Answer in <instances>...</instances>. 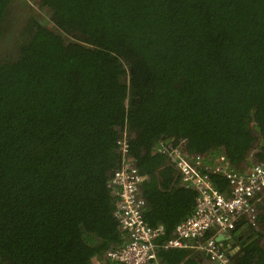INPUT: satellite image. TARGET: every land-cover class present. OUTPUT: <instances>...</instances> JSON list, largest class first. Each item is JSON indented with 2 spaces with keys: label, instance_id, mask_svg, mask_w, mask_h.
<instances>
[{
  "label": "trees",
  "instance_id": "16d2710c",
  "mask_svg": "<svg viewBox=\"0 0 264 264\" xmlns=\"http://www.w3.org/2000/svg\"><path fill=\"white\" fill-rule=\"evenodd\" d=\"M36 2L50 25L0 0V264H121L106 257L127 240L109 183L121 140L160 247L196 203L161 144L199 156L222 192L207 168L220 156L240 172L264 163V0ZM257 206L231 264H264V195Z\"/></svg>",
  "mask_w": 264,
  "mask_h": 264
},
{
  "label": "built area",
  "instance_id": "2783aa9c",
  "mask_svg": "<svg viewBox=\"0 0 264 264\" xmlns=\"http://www.w3.org/2000/svg\"><path fill=\"white\" fill-rule=\"evenodd\" d=\"M120 144L122 161L109 183L116 196L114 214L127 240L123 246L108 251L106 257L121 264H167L158 257L160 248H189L201 252L206 264H231L216 237L229 235L242 216L253 227L256 225L257 203L264 195V163H255L247 172H240L229 167L220 156L216 165L207 168L227 179L228 190L222 192L208 178L209 174L198 168L203 162L199 156L194 157V162L181 146L161 144L159 151L172 161L182 184L196 191V203L193 213L176 225L173 237L160 247L157 238L163 228L151 227L143 218L145 202L140 196L143 176L126 156L124 140ZM207 232L212 234L205 237Z\"/></svg>",
  "mask_w": 264,
  "mask_h": 264
},
{
  "label": "rangeland",
  "instance_id": "374dc122",
  "mask_svg": "<svg viewBox=\"0 0 264 264\" xmlns=\"http://www.w3.org/2000/svg\"><path fill=\"white\" fill-rule=\"evenodd\" d=\"M12 2L14 3V5L12 6V9L14 11H12L13 14H15L17 11L20 13V19H15V20H21L22 15L25 16L27 15L26 12L30 13L34 11V14H37V16L41 19L42 16H44L45 18L47 17V11L42 10L41 8L38 7L36 0H12ZM16 7H17V11H16ZM17 12V13H18ZM42 20V19H41ZM46 20V19H45ZM43 21V20H42ZM44 24L50 25V23H46L45 21H43ZM16 28V25L12 24L10 26V30H13ZM9 30V28H8ZM18 30L14 31V33L18 34ZM9 31L5 34H8ZM10 42V41H9ZM6 44L4 43L3 46H5ZM3 48H0V53L4 52ZM203 264H206V261H203Z\"/></svg>",
  "mask_w": 264,
  "mask_h": 264
},
{
  "label": "crops",
  "instance_id": "0c3cea01",
  "mask_svg": "<svg viewBox=\"0 0 264 264\" xmlns=\"http://www.w3.org/2000/svg\"><path fill=\"white\" fill-rule=\"evenodd\" d=\"M244 227H239L236 232H231L229 235H226L223 239L218 240L219 246L224 250L229 251L231 254L233 252H238L241 247V242L243 241V237L241 235V231ZM237 246L239 249H237Z\"/></svg>",
  "mask_w": 264,
  "mask_h": 264
},
{
  "label": "water",
  "instance_id": "95a60500",
  "mask_svg": "<svg viewBox=\"0 0 264 264\" xmlns=\"http://www.w3.org/2000/svg\"><path fill=\"white\" fill-rule=\"evenodd\" d=\"M225 236H223V235H217V240H220V239H223ZM237 249H239V247L237 246ZM230 253V252H229ZM231 254V253H230Z\"/></svg>",
  "mask_w": 264,
  "mask_h": 264
},
{
  "label": "flooded vegetation",
  "instance_id": "af4514ba",
  "mask_svg": "<svg viewBox=\"0 0 264 264\" xmlns=\"http://www.w3.org/2000/svg\"><path fill=\"white\" fill-rule=\"evenodd\" d=\"M240 251V250H239Z\"/></svg>",
  "mask_w": 264,
  "mask_h": 264
}]
</instances>
